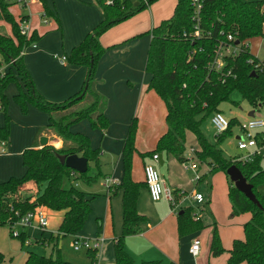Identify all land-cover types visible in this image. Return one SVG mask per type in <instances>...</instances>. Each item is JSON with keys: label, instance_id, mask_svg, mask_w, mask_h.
Instances as JSON below:
<instances>
[{"label": "trees", "instance_id": "16d2710c", "mask_svg": "<svg viewBox=\"0 0 264 264\" xmlns=\"http://www.w3.org/2000/svg\"><path fill=\"white\" fill-rule=\"evenodd\" d=\"M42 6V18H54L46 0H38ZM139 1V0H137ZM155 0H148V6ZM192 0H177L172 17L163 21L158 27L151 29L147 50L145 72L150 75L148 89L152 90L165 107L166 131L157 140L154 150L140 154L142 158H151L154 154L171 155L180 163L184 160L185 136L187 132L194 135L198 145L197 160L210 167L209 176L221 172L228 182V199L231 216L242 213L250 214V219L242 225L243 240H234L227 251L226 264H263L264 263V196L259 188L264 185L263 156L254 155L251 161L241 162L226 159L218 148L230 135L234 125L239 123L229 119L227 131L216 137L215 143L207 140L201 131V124L213 113L220 112L219 106L229 100L230 94L237 90L250 105L264 103V72L253 71L248 63L249 53L241 51L235 58L227 60L226 68H231L235 78H228L223 83L218 74L210 72L208 62L213 56L216 42L226 34H233L240 41L249 40L262 35L264 22V0H201L199 22L202 35L198 40L184 39L183 33H192L196 17L193 13ZM102 13V20L88 33L82 42L73 47L65 56L69 65L87 68L83 85L72 97L61 103L46 101L35 89L30 73L26 69L22 54L25 48L34 45L40 36L36 31L29 35L21 34V24L25 17L15 18L9 11L13 3L0 0V21L10 28L11 35H0V54L2 62L9 68L0 75V109L4 113L5 125L0 127V141L7 142L9 137V117L7 115V99L4 90L14 84L18 93L13 97L21 113L27 112V105L48 114L47 125L64 143L61 149L46 145L40 149H25L21 159L25 173L20 178H10L0 183V226L15 221V213L22 216L43 206L51 212H63L57 229V235H50L47 244L51 246L49 257L28 253L23 264H71L61 259L59 242L66 236H74L81 231L91 212L88 195L65 181L72 175L86 185H91L100 176L99 148L93 149L89 138L80 133H72L70 127L88 121L93 130L104 134L110 124L105 115L107 100L97 92L95 70L98 60L105 53L99 39L102 34L114 25L129 18L135 11L148 7L142 3L136 6L128 0H114L107 5L105 0H95ZM58 22V20H57ZM59 27V26H58ZM204 32V33H203ZM192 53V55H191ZM257 63V61L255 62ZM15 71V74L13 73ZM19 79V80H18ZM22 84V85H21ZM26 89V92L23 91ZM201 118L198 119V117ZM137 132V120L133 118L121 148L123 177L116 189L122 191V230L114 242V264H132V259L124 250L125 239L138 233V225L145 218L137 212L136 203L139 188L145 183L132 180V157L136 152L134 144ZM58 155H77L88 161L86 173L78 174L66 168L57 158ZM92 163L97 172L91 176ZM236 166L248 184L252 187L258 205L250 201L237 190L229 180L226 171ZM73 177V178H74ZM204 176L200 177L201 181ZM27 182H33L38 189L35 199L19 198L17 192ZM7 194L15 197L7 201ZM92 198V196H90ZM191 207L182 208L176 215L179 237L193 234L204 229L200 219L194 218ZM43 236V234H42ZM25 235L20 239L24 245ZM37 243L46 244L42 238ZM210 256L216 257L225 252L221 246L216 226L211 232L209 244ZM94 257L93 252H88ZM4 257L0 253V264Z\"/></svg>", "mask_w": 264, "mask_h": 264}, {"label": "crops", "instance_id": "0c3cea01", "mask_svg": "<svg viewBox=\"0 0 264 264\" xmlns=\"http://www.w3.org/2000/svg\"><path fill=\"white\" fill-rule=\"evenodd\" d=\"M46 2L55 16L54 18H42L43 9L38 0H31L29 4L27 3L18 15L25 17L30 33L36 31L40 36V39L34 45L24 49L22 58L26 69L30 73L34 87L40 95L46 101L61 103L80 91L87 74L86 67L69 65L62 62L61 58L69 55L72 48L82 42L84 37L102 20V13L95 0H46ZM9 11L17 18L11 8ZM0 35L5 37L11 35L8 25L4 27L0 23ZM150 39L151 35L149 41L143 45L144 51L142 54L141 49L127 57L125 53L120 55L121 52H115L118 50L125 51L124 46L121 49H114L115 51H105L98 63L95 74V88L98 93L108 100L105 115L110 124L106 134L100 135L101 140L99 143L96 142V132H86L88 128L91 129L88 121L84 120L70 127L72 133L86 135L93 149H101L100 168L109 166L110 170L109 173L105 174L104 191L98 199L95 198L93 193L83 191L91 199V212L81 231L75 235L87 239L103 237L104 240L98 251L93 252L94 257H91L86 251L83 256L72 259L61 258L71 264L115 263L114 242L122 230V191L116 189V186L121 183L123 177L121 148L130 120L136 118L138 123H141L142 128L145 117L151 116V119L156 123L155 128H152L151 132H147L143 136L137 128L134 144L136 152L132 157L131 171L132 180L136 183H144L143 167L145 164L151 163V158H142L140 154L154 150L157 140L166 131L164 104L152 90L148 89L150 75L145 72ZM136 43L137 45L133 49L140 46L139 41ZM115 46L117 45L112 47ZM121 56H123V62L127 64L129 70H126V66L120 62ZM0 60H2L1 54ZM9 68L11 66L4 67L0 73L8 72ZM13 73L15 74L14 70ZM23 91L26 92V89L23 88ZM17 93L18 90L14 84L8 85L4 90L7 99V115L10 122L6 148L3 153H0V183L24 175L22 152L25 149L42 148L40 140L43 137L47 139V145L56 146L58 149L64 147V143L47 126L49 124L48 114L31 105H27L25 114L21 113L19 106L13 100ZM157 110L161 115L158 113L155 116ZM161 118L163 122H161ZM4 125L5 117L4 113L1 112L0 127H4ZM113 127H119L118 136L113 133ZM150 144L151 147L148 148ZM195 152L197 153V151ZM158 156H161L162 159L160 164L159 160L158 166L168 167L172 156L164 153L158 154ZM183 157L186 160L188 155L184 153ZM201 167H204V173L200 175ZM201 167L198 166L197 172L204 178L196 183L192 179V182L196 186L204 183L206 186L212 187L211 184L205 182L208 179L206 173L209 172L210 167L205 164H201ZM218 173L213 174L211 180ZM167 178L169 185L166 178H162V180L164 188L169 190L170 185L174 188V192L171 193L174 198L172 203L165 199L152 202L146 187L139 188L136 209L145 218V221L138 225L139 231L136 235L125 239L124 250L126 254L132 259V264H211L209 244L212 230L210 229L216 223H212V219L205 215L202 206L204 203L209 204L210 200L206 199L203 193L196 189L190 197L184 198L180 194L179 188L177 189V180L170 175ZM22 189L27 190L31 195L34 194L33 199H35L38 189L33 182H27L22 186ZM196 193L202 195L203 202L199 203L193 199V195ZM97 201L102 204L100 208L97 206ZM187 207L192 208L193 214L198 216L204 228L207 225L209 228L179 237L176 215L182 208ZM208 209L211 215L212 207L210 206ZM52 213L55 212L48 210L49 226ZM58 213L63 215V212ZM39 233L42 236V234L49 233V231L47 229L46 232ZM52 233L51 231L49 235H52ZM29 237L31 238L30 235ZM195 238L200 239L202 246L200 255L194 258L190 254L189 248ZM31 239L34 240V245L37 247L45 246V244L37 243L38 240ZM230 248V245L225 247V260H227V251Z\"/></svg>", "mask_w": 264, "mask_h": 264}, {"label": "rangeland", "instance_id": "374dc122", "mask_svg": "<svg viewBox=\"0 0 264 264\" xmlns=\"http://www.w3.org/2000/svg\"><path fill=\"white\" fill-rule=\"evenodd\" d=\"M120 1H124V0H120ZM128 1L132 5H135L136 3L138 4L137 0H128ZM29 2H31V0H28L27 3L29 4ZM176 3L177 0H155L143 10L135 11L129 18L114 25L104 34L101 35L99 39L101 47H103V49H105L106 51L107 50L112 51L114 49H121L125 46L126 49L125 51H121V50L118 51L114 50V51L116 53L121 52L120 55L125 53L126 57L134 53H137L138 49H141V54H142L144 51L143 45L147 41H149L150 38V34L147 32L151 31V29L153 28L158 27L163 21L169 20L174 13ZM10 8L15 14V16H18L21 10H23L20 9V7L17 4L12 5ZM0 23H2V26L4 27H6L7 25L4 22H0ZM261 33L262 34L264 33V27L261 29ZM126 40L128 41L126 42ZM137 41L140 42V46L133 49V47L137 45L136 43ZM248 41L250 43L249 46L251 52L256 54L260 59H263L264 42L261 38V35L251 38ZM114 45L117 46L112 47ZM100 59L98 60V63ZM0 62H1L0 71L4 69V67L7 68V66L2 62V60H0ZM120 62L123 63L124 66H126V70H129L127 64L123 62V56L120 57ZM95 74H96V70H95ZM105 99L107 100L106 97ZM253 108L254 107H252V105H250L249 102L244 98V96L237 90L233 91L230 94L229 100L227 102H224L219 106L220 112L224 115L226 119L229 120L231 118H234L239 124L246 123L253 119L264 120V107L259 108L258 111L254 110ZM1 112L2 111H0V113ZM158 113L161 115V113L157 110L155 116L156 114L158 115ZM150 115H154V114H150ZM199 118H201V116H199L198 119ZM161 122H163L162 118H161ZM142 123H143V128L141 126V123L139 124L137 120V128L141 132L142 136L145 135L147 132H151V129L155 128L156 125V123L151 119V116L145 117ZM88 131L96 132L95 133L97 135L96 142L98 144L99 141L101 140L100 135L102 134L98 130H93L92 128L91 129L88 128L86 132ZM118 131H119V127H113V133L116 136H118ZM201 131L209 142L215 143L217 136H215L214 129L210 122V117H207L202 122ZM253 133H259L264 136V131L261 130L253 131ZM238 139H239V127L236 124L232 127L230 131V135L227 136L220 145H218V148L222 151V154L226 159L228 160L237 159L244 154L243 151L237 149ZM53 147L55 149H58V147L56 146ZM150 147L151 144L148 145V148ZM192 149L198 151L199 148L196 143L194 135L190 132H187L185 136L184 153L188 155V157H193V154L190 153ZM260 152L261 155L263 156L262 167L264 168V146L262 147ZM170 158H171L170 160L171 163H169L168 167L167 166L162 167L158 165L156 166L160 176L164 179L166 178L167 184L169 183L167 178L169 175L175 178L177 180V189L179 188V192L180 194H182L184 198L190 197L193 194L194 190L196 189L199 192H202L206 199L210 200L209 204L204 203L202 206L204 208L205 215L209 216L212 219V223L214 222L216 223L215 225L216 231L223 249L225 250V247H227V245L231 246L233 240H243L244 232H243L242 224L250 219V215L248 213H242L238 216H235L232 219L230 218L231 208L228 199L229 186L226 176L222 173H218L217 175H215L213 180H211V177H213V175L209 176V174L206 173L208 179L205 182L207 184H211L212 187H209V185L206 186L204 183L198 184L196 186L192 182L194 174L190 170L184 169L183 164L177 161L174 157H170ZM194 162H197L198 166L201 167L202 163H200L199 161H194ZM89 166H90L89 174L91 176L95 175L97 172L96 168L92 163H90ZM99 171L101 173L100 176L91 185H86L85 183L77 179V177L74 178L71 177L70 181H65L63 186L66 187L68 186L69 183L74 184L79 190L93 193L95 195V198L98 199L100 194H103L104 191L103 185L105 182L104 177L105 174L109 173L110 171L109 166L106 168H104V166H102V168L99 167ZM171 172L173 173L172 175L170 174ZM199 173L200 175L204 173V167H201V171H199ZM169 190L171 193H173L174 192L173 186L170 185ZM258 190L264 196V185L261 186ZM17 195L19 198L31 197V200L32 201L34 200L33 199L34 194L31 195L27 190H23V191L19 190L17 192ZM14 197L15 194L14 195L7 194L5 196V199L7 201H10ZM97 206L100 208L102 204L97 201ZM210 206L212 207L211 215L208 209ZM51 216H50L51 218L50 226L48 228L49 233H45L43 236H41L39 232L37 233V231H34L33 229H28L26 231L27 234L30 235L31 238L33 239L41 240L42 238H44L46 240V244L44 247H37L36 245H34V240L31 245H26V244L21 245L20 239L11 237L9 226L7 224L1 225L0 253L4 257V260L1 264H23L28 253H36L38 255L49 257L51 254V246L47 244V240L49 239L50 236L49 234L51 231L52 232L57 231L58 229L57 226L59 225L60 218L62 215L61 213H52ZM205 228L208 229L209 228L208 225ZM17 230L20 231L19 228H17ZM210 230H212V228ZM72 241L73 240L71 236H66L63 239H61V241L59 242L61 258L65 257L72 259L74 257L85 255L86 250L84 249H81L78 252L73 251ZM225 255L226 252L216 257L211 256L210 257L212 260L211 264H225L226 261Z\"/></svg>", "mask_w": 264, "mask_h": 264}, {"label": "built area", "instance_id": "2783aa9c", "mask_svg": "<svg viewBox=\"0 0 264 264\" xmlns=\"http://www.w3.org/2000/svg\"><path fill=\"white\" fill-rule=\"evenodd\" d=\"M8 3L17 4L20 9L26 7L28 0H5ZM114 0H105L107 5H112ZM142 3L148 6V0H139L138 3ZM193 13L196 17L192 33H183L184 39H190L192 41L202 38V35H210L209 33L202 34V29L199 22V12L202 8L201 0H192ZM264 27V22L262 23V28ZM21 34L29 35L28 22L25 19L21 24ZM264 42V33L261 35ZM250 43L248 40H238L235 35L229 33L217 40L214 53L210 61L208 62V69L210 72L216 73L219 76L220 81L223 83L226 79L232 77L235 78V74L232 69L226 68L227 60L233 59L241 54V51L249 53L248 63L253 65V71L264 72V58L260 59L256 54L252 53L250 50ZM192 55V53H191ZM62 62L65 61V57L61 58ZM257 61V63H255ZM4 73H0L3 75ZM253 109L258 111L259 108L264 107V103L258 102L253 105ZM1 111V109H0ZM210 122L214 129L215 136H219L227 131L229 127V120L224 117L221 112L213 113L210 116ZM239 127V139L237 141V149L243 151L244 154L241 155L236 161L247 162L251 161L254 155H261L260 150L264 146V136L259 133H253V131H264V120L263 119H253L246 123L238 124ZM6 148V142L0 141V153H3ZM193 157H188L185 162H183L184 169L190 170L194 173L193 182H198L200 180V175L198 174V163L194 161L197 160L196 152L194 150L190 151ZM159 162L158 154H154L151 157V163L145 164L143 167V177L149 198L152 202H158L165 199L169 203L173 202V197L171 192L164 188L163 180L156 168ZM73 177L75 175H72ZM193 199L199 203L203 202V197L201 194L196 193L193 195ZM16 220L9 222L10 235L12 238L19 239L22 234L25 235L24 244L31 245L33 240L27 234L28 229H35L41 233L47 231L49 226V214L48 210L43 206H37L33 211H30L22 216L15 213ZM197 215L194 218L197 219ZM20 229V231L17 230ZM57 231L53 232L52 235H57ZM73 237V250L80 251L81 249L87 252H97L100 248L103 237H95L93 239ZM201 241L195 238L189 248L190 254L195 258L201 253Z\"/></svg>", "mask_w": 264, "mask_h": 264}, {"label": "water", "instance_id": "95a60500", "mask_svg": "<svg viewBox=\"0 0 264 264\" xmlns=\"http://www.w3.org/2000/svg\"><path fill=\"white\" fill-rule=\"evenodd\" d=\"M137 3L134 5L136 6ZM40 144L44 147L47 145V139L43 137L40 140ZM59 162L63 164L66 168L71 169L78 174L86 173L88 170V161L84 157L77 155H58ZM159 164L162 162L161 156H159ZM226 174L229 177V180L233 183L234 187L243 193L250 201L258 205V202L252 193V187L247 183L245 178L242 176L240 171L236 166H231L227 169Z\"/></svg>", "mask_w": 264, "mask_h": 264}]
</instances>
